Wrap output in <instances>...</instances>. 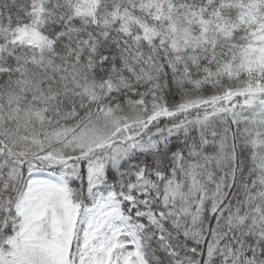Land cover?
I'll return each mask as SVG.
<instances>
[{
	"label": "snow or ice",
	"instance_id": "obj_1",
	"mask_svg": "<svg viewBox=\"0 0 264 264\" xmlns=\"http://www.w3.org/2000/svg\"><path fill=\"white\" fill-rule=\"evenodd\" d=\"M0 264H264V0H0Z\"/></svg>",
	"mask_w": 264,
	"mask_h": 264
}]
</instances>
